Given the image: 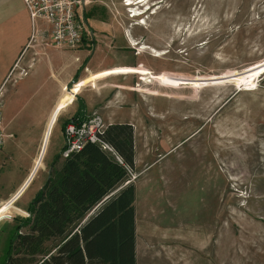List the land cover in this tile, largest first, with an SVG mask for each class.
Segmentation results:
<instances>
[{"label": "rangeland", "instance_id": "rangeland-1", "mask_svg": "<svg viewBox=\"0 0 264 264\" xmlns=\"http://www.w3.org/2000/svg\"><path fill=\"white\" fill-rule=\"evenodd\" d=\"M127 1L87 5L94 42L76 62L84 75L113 67L150 74L96 80L75 98L84 101L87 116L97 114L105 126L131 124L137 154H167L146 175L150 184L136 185V264H264V0H143L129 8ZM145 6L152 14L142 15ZM19 72L14 70L0 96L5 104L0 204L25 182L41 143L42 126L24 119L36 100L7 103L22 79ZM151 75L186 84L162 86ZM74 101L59 118L72 117L79 106ZM61 122L40 169L0 223L27 218L47 166L63 147ZM160 168L165 171L159 177ZM136 179L130 177V184ZM3 241L1 235L0 255Z\"/></svg>", "mask_w": 264, "mask_h": 264}, {"label": "trees", "instance_id": "trees-1", "mask_svg": "<svg viewBox=\"0 0 264 264\" xmlns=\"http://www.w3.org/2000/svg\"><path fill=\"white\" fill-rule=\"evenodd\" d=\"M85 117L81 105L73 119ZM99 137L115 155L92 144L67 159L60 152L26 208L28 217L0 223V264H136L134 186L125 185L134 170V130L112 124Z\"/></svg>", "mask_w": 264, "mask_h": 264}, {"label": "crops", "instance_id": "crops-1", "mask_svg": "<svg viewBox=\"0 0 264 264\" xmlns=\"http://www.w3.org/2000/svg\"><path fill=\"white\" fill-rule=\"evenodd\" d=\"M85 14H87L86 8L83 11V20H85ZM84 22L88 28L87 25L88 20H85ZM33 31L34 30H32V25L28 17V14L24 9L20 0H0V91L1 92L4 91L5 87L8 85V80L10 79V77L14 72V68L15 69L19 68L27 71V76L23 77L22 79H19L15 83L13 94L12 91H10L7 103L8 102L10 103L11 100L13 101L14 99L18 100L22 98L23 103L25 105L27 103H33V101L36 100L34 110L32 111V113L26 114L24 119L25 120L31 119L33 121L35 120L43 128L42 131L40 132L41 143L37 153L38 156L41 150V146L43 144L44 133L46 131V126L48 124V121L51 115L53 114V111L55 110L58 101L64 95V93H69L71 95V98L68 100L67 104L63 106V108L59 111L58 115L55 118V121L50 129L47 147L51 135L54 131V128L57 125L56 123L62 121L61 122L62 124L64 121L73 118L74 115H76V113L78 112L79 107L81 105L85 108V115L87 117L86 105L84 101L81 100L80 98H75L77 97V95H79V93L83 88L77 89L76 86L72 90H71L72 87L69 88V85L72 84V81L75 76H77V81L72 86H74L75 84L77 85V83L80 80L89 76V74L92 75L99 73L101 71L113 70L115 68L122 69L128 67H113L104 70H92L94 71L93 73L89 72L87 75H84L82 74L83 68L82 67L79 68V64L78 62H76V58H78L79 60L80 58H82V54L85 52V50L92 48L91 44L92 42H94V37H93L94 35L92 30H90L89 28L87 29V31L90 32L91 36L85 37L84 43L79 47V49L84 48L83 49L84 51H80L78 49L79 51L77 52L75 50L72 51L55 50L49 46H46L48 30H47V26H45V24H43L42 22H40V24L35 27V32ZM32 33H34L35 36V39L33 41H31L30 39ZM34 56L36 57L35 59L32 58ZM109 77H114V76H109ZM109 77H105L103 79H107ZM26 79H29L30 81L26 84H23ZM21 83L22 86L19 88V85ZM113 84L114 83L110 82L107 83V86H109V88H112L111 86ZM113 88H118V87L114 85ZM68 89L71 91L69 92ZM129 89L131 88H124V86L120 88L121 91L127 90L129 92H135ZM126 94H128V92H126ZM75 99L78 102L79 106L76 111L71 112L72 117H70L69 119L59 118V116L65 109H69V107H71V105L75 102L74 101ZM2 102H3V107H2V113H3V109H5L4 100ZM126 117H128L127 114L125 116V119H127ZM7 124H9V121ZM115 124H129V123L123 121ZM2 125H3V129H5L3 119H2ZM108 125H112V124L108 123ZM61 134L63 141L62 131ZM47 147L45 150V154L47 151ZM134 153H135L134 170L132 174H134V176H136L137 178V179L135 178L136 181L135 183H133L134 194H135L136 185L138 181L143 182L144 186L150 184L149 179L145 178L146 175H148V173L152 168H154L155 166H159L161 164V162L159 161L167 154H137L136 143H135V131H134ZM153 156H155V158L159 157V160L153 163L152 162L146 163L145 160L150 159ZM36 158L33 160V165ZM144 163H146V167L141 168V165H143ZM40 166L38 170L40 169ZM164 171L165 169L163 170V168L162 169L160 168L161 174L158 173L157 176L160 177ZM25 182L22 184L20 189L23 187ZM13 195H11L10 198ZM7 201L2 202L0 205L4 204ZM14 205L15 203L8 210H10ZM134 205H135V200H134ZM1 217L2 216H0V218Z\"/></svg>", "mask_w": 264, "mask_h": 264}, {"label": "built area", "instance_id": "built-area-1", "mask_svg": "<svg viewBox=\"0 0 264 264\" xmlns=\"http://www.w3.org/2000/svg\"><path fill=\"white\" fill-rule=\"evenodd\" d=\"M30 19L35 32L37 22L47 26V44L55 50H76L91 36L83 20V11L91 0H20ZM31 41L35 39L32 33ZM20 77L27 76V71L17 68ZM15 70V68H14ZM1 92V91H0ZM1 96V93H0ZM2 107L0 97V150L4 141L2 125ZM105 125L100 116L92 114L79 121L71 119L63 131V149L61 158L67 159L71 154L80 152L87 144L98 145L103 151L115 155L112 149L100 140ZM116 161L121 164L119 158ZM129 178L135 179L129 172ZM128 181L125 185L129 184ZM28 217V214H25ZM7 220H12V217ZM3 221V220H2ZM1 221V222H2Z\"/></svg>", "mask_w": 264, "mask_h": 264}, {"label": "bare ground", "instance_id": "bare-ground-1", "mask_svg": "<svg viewBox=\"0 0 264 264\" xmlns=\"http://www.w3.org/2000/svg\"><path fill=\"white\" fill-rule=\"evenodd\" d=\"M145 1V0H144ZM143 0L133 3L130 0L126 2V4H124L125 7H131L133 5H139L142 4ZM145 4V3H144ZM143 4V6H144ZM146 7V6H145ZM134 15H138V14H134ZM156 55V54H155ZM260 67V66H258ZM257 67V68H258ZM247 73V72H245ZM243 74L241 76H237V75H229V77H225L228 78V80H233V79H239L241 77H243L246 74ZM138 75V76H147L150 73L144 69L141 68H122V69H113V70H106V71H101L99 73L96 74H92L89 75L87 77H85L84 79L80 80L77 85L76 88L77 89H81L84 88L87 84L89 83H93L96 80H100L103 79L105 77H109V76H116V75ZM151 80H154L156 82H158L160 85L162 86H166V87H176L180 84H186V82L181 81L180 79H176L174 77H170L168 75H157V76H150ZM148 84L150 83V81L146 80L145 78L142 80V82H145ZM188 85H192L193 87H198L199 84H203V83H197V82H187ZM71 98V95L69 93H64V95L60 98V100L57 103V106L55 108V110L53 111V114L51 115L48 124L46 126V131L44 133V140H43V144L41 146V150L34 162V165L32 167V171L30 172V175L28 176L25 184L23 185V187L15 194L13 195L7 202H5L4 204L0 205V216H3L7 210L20 198L21 194L23 193V191L25 190V188L28 186L29 182L33 179V177L35 176V173L37 172L42 159L44 157L45 154V150L47 147V142H48V137H49V133H50V129L55 121L56 116L58 115L59 111L63 108V106H65L68 102V100ZM25 192V191H24Z\"/></svg>", "mask_w": 264, "mask_h": 264}, {"label": "flooded vegetation", "instance_id": "flooded-vegetation-1", "mask_svg": "<svg viewBox=\"0 0 264 264\" xmlns=\"http://www.w3.org/2000/svg\"><path fill=\"white\" fill-rule=\"evenodd\" d=\"M144 10H145V11H144V12H142V15H143V14L145 15L146 13H150V14H152V13H151V11H150V10H151L150 8H148V7H145V9H144ZM84 21H85V20H84Z\"/></svg>", "mask_w": 264, "mask_h": 264}]
</instances>
